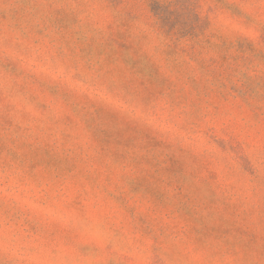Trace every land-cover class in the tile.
I'll return each mask as SVG.
<instances>
[{"label": "rangeland", "instance_id": "374dc122", "mask_svg": "<svg viewBox=\"0 0 264 264\" xmlns=\"http://www.w3.org/2000/svg\"><path fill=\"white\" fill-rule=\"evenodd\" d=\"M0 264H264V0H0Z\"/></svg>", "mask_w": 264, "mask_h": 264}]
</instances>
